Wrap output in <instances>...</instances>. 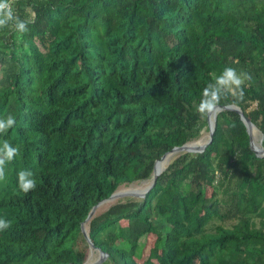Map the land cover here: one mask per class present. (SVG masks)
Instances as JSON below:
<instances>
[{"label":"trees","instance_id":"trees-1","mask_svg":"<svg viewBox=\"0 0 264 264\" xmlns=\"http://www.w3.org/2000/svg\"><path fill=\"white\" fill-rule=\"evenodd\" d=\"M13 8L30 22L26 33L0 31V117L17 121L0 141L20 149L0 184V218L12 222L0 233V264H85L89 248L107 254L100 264H264V157L230 110L216 114L203 152L164 163L144 198L96 212L85 225L93 247L81 231L95 205L151 182L165 153L208 134L195 106L225 67L251 75L243 100L222 106L238 107L264 148V0ZM24 169L37 180L27 194Z\"/></svg>","mask_w":264,"mask_h":264},{"label":"clouds","instance_id":"clouds-1","mask_svg":"<svg viewBox=\"0 0 264 264\" xmlns=\"http://www.w3.org/2000/svg\"><path fill=\"white\" fill-rule=\"evenodd\" d=\"M34 15V13H33ZM30 21L22 20L13 8V0H0V31L8 29L17 33H26ZM251 80V75L245 72H237L232 67H225L220 74H213L211 82L202 90L201 99L195 106V110L201 118H210L218 113L222 102L230 97L235 100H243L244 87L247 81ZM16 118L9 114L0 117V137L6 136L10 129L14 128ZM20 149L14 147L8 140L0 141V184L6 183V169L19 155ZM18 188L27 194L37 188L35 174L24 169L19 171ZM12 226V222L5 218H0V233L7 231Z\"/></svg>","mask_w":264,"mask_h":264},{"label":"water","instance_id":"water-1","mask_svg":"<svg viewBox=\"0 0 264 264\" xmlns=\"http://www.w3.org/2000/svg\"><path fill=\"white\" fill-rule=\"evenodd\" d=\"M222 110H230V111H235L239 116L241 121L243 122L247 134H248V138H249V148L251 149V151L256 155V157H264V148L262 147V138H261V142H260V146L258 148H255L253 146V129H255V126L251 123V121L245 117L242 113V111L236 107V106H221L220 109L218 110V112L222 111ZM207 119V125H208V141L202 145H197L195 143H190V144H185L181 147H174L171 151H169L168 153H165L159 160H157L154 163V167H153V177H152V181L150 182V185L142 192V194H128L125 192H115L113 193L108 199L101 201L100 203H98L97 205H95L92 210L90 211V213L88 214L87 218L85 219V221L81 224V231L82 234L84 236V238L86 239V241L88 242V244L93 247L92 243L90 242L89 238H88V234H87V229H86V223H88L96 214L98 207L105 203V202H114L117 201L123 197L126 196H135L138 198H144L146 193L155 185L156 180L158 178V176L162 173V171L160 172H156L155 170V166L158 162L165 160L166 158H169V160L176 154L178 153H183V152H189V153H201L204 151V149L211 143L212 138H213V134L215 131V124H216V116L213 119V122L211 123L209 118ZM97 251L100 254L99 257V261L96 264H100L102 263L105 258L107 257V254H105L104 252H102L101 250L97 249Z\"/></svg>","mask_w":264,"mask_h":264},{"label":"rangeland","instance_id":"rangeland-1","mask_svg":"<svg viewBox=\"0 0 264 264\" xmlns=\"http://www.w3.org/2000/svg\"><path fill=\"white\" fill-rule=\"evenodd\" d=\"M253 142L256 146H260V142H261V138L262 136L260 135L259 130H257L256 128L253 129ZM208 139V134L205 132L203 134V136L201 137V139H199L197 142H195V144L197 145H201L206 143ZM170 161V160H169ZM168 161V162H169ZM167 162V164H168ZM166 164V165H167ZM150 185V181H144V182H140V183H134L131 184L127 187H121L118 191L119 192H125L128 194H142V192ZM209 193L211 194V191L209 190ZM127 197H135V196H126ZM124 198V197H123ZM138 198V197H135ZM113 202H105L103 204H101L98 209H97V213H101L104 210H106ZM216 224H218L219 222L215 221ZM261 226H264V223L261 224ZM154 241V237L153 236H149L147 238V240L145 241V247L143 248V256L144 258H146L149 254V250L152 247ZM99 257L100 254L98 251H93L92 249L89 248L88 253H87V258H86V263L85 264H96L99 261Z\"/></svg>","mask_w":264,"mask_h":264},{"label":"bare ground","instance_id":"bare-ground-1","mask_svg":"<svg viewBox=\"0 0 264 264\" xmlns=\"http://www.w3.org/2000/svg\"><path fill=\"white\" fill-rule=\"evenodd\" d=\"M215 116H216V115H214V116H212V117L209 118V120H210L211 123L213 122V119H214ZM255 128H256V127H255ZM256 129H257V128H256ZM201 145H202V144H201ZM253 146H254L255 148H258V147H259V146H256V145L254 144V142H253ZM168 161H169V158H166L165 160L158 162L157 165H156V169H155L156 172H160V171H162V170L165 168V166H166V164H167ZM165 162H166V164H165V166H163Z\"/></svg>","mask_w":264,"mask_h":264}]
</instances>
